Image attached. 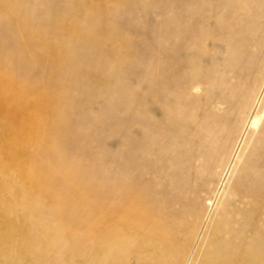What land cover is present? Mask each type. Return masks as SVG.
I'll use <instances>...</instances> for the list:
<instances>
[{
  "label": "rangeland",
  "instance_id": "1",
  "mask_svg": "<svg viewBox=\"0 0 264 264\" xmlns=\"http://www.w3.org/2000/svg\"><path fill=\"white\" fill-rule=\"evenodd\" d=\"M2 82L68 197L29 264H264V0H0ZM106 204L136 211L114 258L77 223Z\"/></svg>",
  "mask_w": 264,
  "mask_h": 264
},
{
  "label": "bare ground",
  "instance_id": "2",
  "mask_svg": "<svg viewBox=\"0 0 264 264\" xmlns=\"http://www.w3.org/2000/svg\"><path fill=\"white\" fill-rule=\"evenodd\" d=\"M16 90L11 84L0 83V264H29V259L38 252V245L32 240L37 233L33 234L31 231L30 222L43 224L37 214L39 208L50 207L62 213L63 204L66 205L63 202L68 198H65L67 193L65 195L64 192L56 193L55 189L51 190L47 181L41 178L43 174L38 170L41 174L39 176L35 171L29 153L30 149L36 147L41 136V101L28 99ZM97 206L95 210L88 211L90 213H82L84 216L77 223L85 226L87 241L84 242H89L94 249L109 248L114 258L119 254L116 251L118 243L124 242L130 236L124 229L127 226L122 227L120 222L125 219L131 224L136 220V211L126 204H106L103 208ZM62 211L64 214L65 210ZM73 218L69 221L61 219L58 222H61L64 230H74L77 223ZM43 229L38 231V235L50 238L48 231ZM78 244L75 246L78 247Z\"/></svg>",
  "mask_w": 264,
  "mask_h": 264
}]
</instances>
